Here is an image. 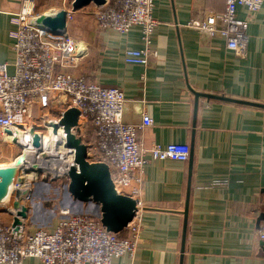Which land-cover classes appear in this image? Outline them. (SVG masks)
<instances>
[{"label":"crops","instance_id":"0c3cea01","mask_svg":"<svg viewBox=\"0 0 264 264\" xmlns=\"http://www.w3.org/2000/svg\"><path fill=\"white\" fill-rule=\"evenodd\" d=\"M194 2L200 0H153L157 23L147 64L123 57L125 49L142 47L138 26L125 33L100 29L79 10L67 24L86 46L75 72L88 82L122 90L124 122L139 124L142 112L152 118L150 126L138 131L140 142L145 147L187 143L190 150L185 162L148 158L136 251L110 264H264L257 253L264 221L256 226L264 211V0L248 24L243 57L227 49L219 34L209 38L187 26ZM202 2L216 13L225 9L224 0ZM44 5L0 0V62L15 58L12 17L24 6L39 11ZM245 13L237 6L238 18ZM26 201L28 227L53 228L57 218L52 208L42 202L41 209L48 211L43 215L30 194ZM12 219L0 210V224ZM22 264L44 263L29 257Z\"/></svg>","mask_w":264,"mask_h":264},{"label":"built area","instance_id":"2783aa9c","mask_svg":"<svg viewBox=\"0 0 264 264\" xmlns=\"http://www.w3.org/2000/svg\"><path fill=\"white\" fill-rule=\"evenodd\" d=\"M57 1L61 5L47 4L42 11L24 6L12 17L15 58L12 63L0 62V142H12L15 131L29 133L31 127L39 135L53 131L65 109L74 107L78 115L71 132L85 144L86 159L105 163L116 192L132 197L136 208L132 220L119 232L107 230L99 212L74 213L62 207L51 229L42 226L31 229L20 217L14 222L13 213L10 223L0 224V264H22L29 257L44 264H110L113 258L133 256L141 229L140 193L148 158L183 162L189 158L187 143L171 142L163 146L153 143L145 147L138 131L150 126L152 118L142 112L139 124L124 122L122 90L88 82L75 72L86 46L67 29L76 12L71 9L72 0ZM90 4L94 23L100 29L125 33L132 26L140 28L142 47L125 49L123 57L126 62L147 64L154 53L150 43L157 23L152 16L153 0H105L100 5ZM224 4V11L216 13L206 8L202 0L194 2L187 26L209 38L219 34L227 49L243 57L248 45V24L262 0H224ZM237 6L245 8L243 18L237 17ZM59 10L66 11V27L60 32H51L37 22L41 14L55 15ZM24 116L27 121L21 119ZM58 128L65 147L66 134L62 126ZM65 149L71 160L63 172L53 176H64L73 163L74 149ZM258 238L264 240V228L259 230Z\"/></svg>","mask_w":264,"mask_h":264},{"label":"water","instance_id":"95a60500","mask_svg":"<svg viewBox=\"0 0 264 264\" xmlns=\"http://www.w3.org/2000/svg\"><path fill=\"white\" fill-rule=\"evenodd\" d=\"M105 0H72L71 9L77 11L82 7L93 3L100 5ZM37 22L45 26L49 31L57 33L66 27V11L59 10L55 15L41 14ZM78 110L74 107L65 109L58 124H54L56 134L58 126H62L66 134L65 147L73 148V163L70 165L64 177L67 178V192L76 200L85 202L92 201L99 206V216L105 228L112 232L121 231L133 218L135 212V200L127 194L116 192L108 166L103 162H89L86 159V146L71 132V127L76 125ZM19 127H22L19 125ZM11 134L9 129L5 130ZM31 145L40 148V135L34 127L29 129ZM15 141V139H14ZM190 154V153H189ZM28 153L20 152L14 163L7 166H0V204L5 197H8L15 184H22V164L25 163ZM190 156V155H189ZM51 179H54L51 178ZM15 190V199L12 201L14 208V222H18V217H27L28 207L22 200L29 196V191L19 192ZM264 191V188H263ZM188 200L185 201L184 229L186 223ZM260 221H264V211H260L256 217V226ZM258 255L264 256V240L258 242Z\"/></svg>","mask_w":264,"mask_h":264},{"label":"rangeland","instance_id":"374dc122","mask_svg":"<svg viewBox=\"0 0 264 264\" xmlns=\"http://www.w3.org/2000/svg\"><path fill=\"white\" fill-rule=\"evenodd\" d=\"M68 2H66L67 4ZM45 5L50 4V5H57L60 4L59 1H46L44 2ZM44 5V7H45ZM61 5V4H60ZM45 10V8H41V11ZM79 11L81 12H86V14H89L91 17V4H88L84 7H82L81 9H79ZM68 29V27H67ZM71 35V34H70ZM72 36V35H71ZM78 40V39H77ZM21 119L23 120H28L27 117H22ZM38 124V123H35ZM44 133L46 134V132L44 131ZM0 147H2L1 151H0V164H10L11 161H13L15 159V157L22 152V146H18L12 142H0ZM55 153L58 152L59 150H54ZM6 152V153H5ZM44 153V154H43ZM41 154V158L42 161L44 162H55L54 167L55 170H61L60 172L57 170L55 172H51L52 169L50 170L48 167L46 168H42L40 170H38L36 172V174L32 175L31 171L26 170L22 177H24V179L26 180V183L23 187V189L28 188H32L30 189L29 194L31 195V198L33 197L34 199H36V206L38 204H40L38 207H40V212L43 213L45 211V214L48 213V211L44 208V210L41 209V203L45 202V206L52 208L54 213V217H58L59 216V209L64 207V208H68L71 212L77 213V212H85V213H89V214H93L96 215V207L94 208V202L92 201H85V202H81L78 201L76 199H74L68 192L66 189V183H67V178L64 177L63 175H60L59 177L57 176H53L57 173H61L63 172V170H65V166L68 165V162L63 161V159H66L65 153H63L62 151H59V153L62 155L55 154L53 152V154L51 155V152L49 153L48 151L43 152ZM7 155V156H6ZM10 155V156H9ZM51 155V156H49ZM60 155L62 158H59ZM65 156V157H64ZM64 157V158H63ZM49 159H52L51 161ZM60 159V160H57ZM40 161V160H38ZM57 163V164H56ZM37 165V164H36ZM42 170V171H41ZM23 172V171H22ZM22 172L20 171V175L22 174ZM51 172V173H50ZM51 177H54V179H50ZM15 190H16V186L13 187L11 193L9 194V196L7 197V199L5 200V202L7 204L5 205H10L12 206V201L15 199ZM26 197L23 199L25 200ZM35 204V203H34ZM26 206L29 204H27L26 201ZM8 206H4L2 203L0 204V210L4 211V212H9L10 214H13V211H11L10 207ZM9 208V209H8ZM51 210V211H52ZM39 212V213H40ZM36 217H34V221H35ZM33 222V224L37 223V222ZM40 223H44L45 221H47V219H45V216H42L40 218Z\"/></svg>","mask_w":264,"mask_h":264},{"label":"bare ground","instance_id":"6f19581e","mask_svg":"<svg viewBox=\"0 0 264 264\" xmlns=\"http://www.w3.org/2000/svg\"><path fill=\"white\" fill-rule=\"evenodd\" d=\"M61 134H62V132H61L60 128H58V131H56V134L54 133V131L49 130L48 133H46V134L44 133L43 135H40V138H41L40 139V148H35V147H33L31 145V143L29 141L31 136L28 133V131H22V132L20 130L15 131V135H14V138H13L12 142H15L18 146H22V148H23L22 152L25 151V152L28 153V156L26 158L25 163H23L21 165L22 166L21 170L23 171V173L26 170H28V171H31L32 175H34V174H36V172L38 170H40L42 168H46V167H48L50 170L52 169L51 172H55L56 170H57V172L58 171L60 172L61 170H58V169L55 170V168H53L54 165H55L54 164L55 162H53L54 159L53 160L49 159L50 161L52 160V162H44V161H42L41 154L43 152H46V151H48L49 153L51 152V155L53 154V152L55 153L54 150L62 151L63 153H65V156H66V159H63V161H65V162L67 161L68 164H69L71 158H70V156L68 154V151L65 149V147L62 146V139H61L62 136H61ZM14 139H15V141H14ZM59 151L56 152L55 154H58ZM51 155H49V156H51ZM60 155H62V153ZM60 155H57V156H60ZM16 157H15V159H16ZM59 158H62V157L60 156ZM15 159L13 160V162L11 164L14 163ZM38 160H40V161H38ZM57 160H60V159H57ZM0 166H4V165L0 164ZM66 167H67V165H66ZM25 183H26V180L24 179V177H22V184L18 185L20 193H22L24 191H29L28 187L26 189H23ZM16 185L17 184H15L14 186H16ZM6 199H7V197H5L2 200V204L4 206H6L5 204H7L5 202ZM22 203L25 205L24 202H22ZM8 207H10L12 211H14V208L12 206L9 205Z\"/></svg>","mask_w":264,"mask_h":264}]
</instances>
